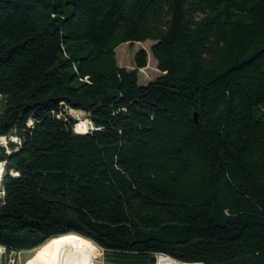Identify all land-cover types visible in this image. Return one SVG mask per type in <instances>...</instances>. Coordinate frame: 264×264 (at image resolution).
Listing matches in <instances>:
<instances>
[{
    "label": "trees",
    "instance_id": "trees-1",
    "mask_svg": "<svg viewBox=\"0 0 264 264\" xmlns=\"http://www.w3.org/2000/svg\"><path fill=\"white\" fill-rule=\"evenodd\" d=\"M0 98L5 259L264 264V0H0Z\"/></svg>",
    "mask_w": 264,
    "mask_h": 264
},
{
    "label": "rangeland",
    "instance_id": "rangeland-1",
    "mask_svg": "<svg viewBox=\"0 0 264 264\" xmlns=\"http://www.w3.org/2000/svg\"><path fill=\"white\" fill-rule=\"evenodd\" d=\"M153 44L154 42L152 41H147L145 43H135L133 45H129L127 43L122 44L116 49L118 65L120 67H125L127 70H133L135 68L134 57L137 52H139L140 50H146L148 52V65L145 69L139 71V82L141 85H147L149 82L154 81L156 78L162 75V73L157 68L156 61L151 55L150 50ZM69 114L77 121V125L80 124L81 129L83 128L82 125L84 126L89 124V121L84 113L70 111ZM52 241L48 242L38 250L19 254L17 256L16 263H14L13 261V256H9L7 259H5V250L2 248L0 251V264H7V261L9 262L8 264H47L53 254V245L51 243ZM90 243L93 244L92 242ZM93 246L96 249V255L94 257L95 264H106L104 251L94 244ZM155 257V264L160 263L158 256ZM165 264L170 263H168L167 261Z\"/></svg>",
    "mask_w": 264,
    "mask_h": 264
},
{
    "label": "built area",
    "instance_id": "built-area-1",
    "mask_svg": "<svg viewBox=\"0 0 264 264\" xmlns=\"http://www.w3.org/2000/svg\"><path fill=\"white\" fill-rule=\"evenodd\" d=\"M88 126L89 127H88L87 131L93 129V126H92V124L90 122H89ZM77 129H78V126H77ZM77 129H76V131L78 133H82L81 131H78ZM20 145H21V140L16 135L0 136V153L2 151H5L7 154H10L12 151L16 150L17 147L20 146ZM5 166H6L5 162H1L0 163V169L3 170L2 176L0 178V200L3 197V194H4L3 191H2L1 181H2V177L4 175ZM157 256H158L159 260L161 258L166 259L170 264H187V263H183L181 261H178V260H176V259H174V258H172V257H170L168 255L159 254ZM158 264H160V263H158Z\"/></svg>",
    "mask_w": 264,
    "mask_h": 264
},
{
    "label": "bare ground",
    "instance_id": "bare-ground-1",
    "mask_svg": "<svg viewBox=\"0 0 264 264\" xmlns=\"http://www.w3.org/2000/svg\"><path fill=\"white\" fill-rule=\"evenodd\" d=\"M82 127H83V128L81 129L80 124H78V128L81 129L80 131H81L82 133H83V132L85 133L86 130L88 129V125H84V126L82 125ZM2 173H3V170L0 169V178H1V176H2ZM166 262H167L166 259H163V258L160 259V263H161V264H162V263L165 264ZM168 263H169V262H168Z\"/></svg>",
    "mask_w": 264,
    "mask_h": 264
},
{
    "label": "clouds",
    "instance_id": "clouds-1",
    "mask_svg": "<svg viewBox=\"0 0 264 264\" xmlns=\"http://www.w3.org/2000/svg\"><path fill=\"white\" fill-rule=\"evenodd\" d=\"M78 131H80L81 129H77ZM86 132H87V130H86ZM84 133V132H83Z\"/></svg>",
    "mask_w": 264,
    "mask_h": 264
}]
</instances>
